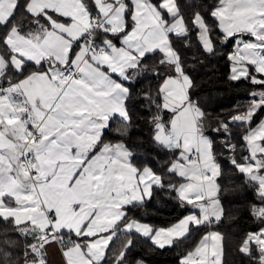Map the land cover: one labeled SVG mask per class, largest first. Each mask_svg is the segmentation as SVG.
Here are the masks:
<instances>
[{
    "label": "snow or ice",
    "instance_id": "snow-or-ice-1",
    "mask_svg": "<svg viewBox=\"0 0 264 264\" xmlns=\"http://www.w3.org/2000/svg\"><path fill=\"white\" fill-rule=\"evenodd\" d=\"M193 38L209 55L217 42L234 40L230 79L262 89L211 131L224 137L219 148L254 185L261 206L253 215L264 223V121L251 126L264 109V0H218L207 11L186 0H0V220L24 239L22 246L0 242L4 264H48L54 242L69 245V264H128L133 234L164 248L190 226L221 218L217 141L190 95L185 50ZM141 78L159 81L155 99L145 94L157 108L152 142L174 157L158 168L135 166L126 144L104 139L112 120L130 125L128 85ZM163 110L172 119L165 121ZM230 124L244 128L248 155L239 161ZM156 188L176 192L200 214L160 229L129 220L126 209L150 200ZM219 239L209 233L182 264H218ZM13 246L16 255L7 251ZM239 251L249 258L255 252L264 264V227L245 233Z\"/></svg>",
    "mask_w": 264,
    "mask_h": 264
},
{
    "label": "trees",
    "instance_id": "trees-1",
    "mask_svg": "<svg viewBox=\"0 0 264 264\" xmlns=\"http://www.w3.org/2000/svg\"><path fill=\"white\" fill-rule=\"evenodd\" d=\"M186 3L203 4L204 10L207 11L215 6L218 0H186ZM188 10L191 11V9ZM209 23L214 28L213 34L220 37V30L216 27L217 21L209 18ZM234 47V40L217 42L215 55H209L195 43V38H193L192 47L185 50L189 68L188 75L193 81L190 95L205 112L208 134L217 141L215 151L218 155V162L221 164V175L217 177L219 185L217 195L223 208L222 218L211 224L191 226L185 238H181L172 245H166L164 248H160L142 234H133L134 246L128 254V264H135L139 260L147 264H182L184 257L196 248L203 235L211 229L218 230L222 235V264H257L258 257L255 252L253 257L249 258L242 254L239 248L245 233L255 231L258 227H264V223L253 215V206H261L259 197L255 194L254 185H251L247 177L229 163V153L219 148L218 142L224 137L211 131V129L218 128L220 122L228 121L234 113L243 112L250 103V93L262 90L249 80L233 81L230 79V54ZM155 60L156 57L153 56L146 63L151 66ZM158 83L156 79L141 78L128 85L132 89V97L127 102L131 116L130 125L116 118L110 122L104 134L106 142H123L128 146L133 153L132 163L135 166L150 163L152 167L158 168L174 158L172 153L159 150L158 146L152 142L154 131L151 121L152 117L157 114V108L146 98L145 94L150 92L152 98L155 99ZM159 103L160 101L156 100V104ZM160 115L165 121L172 119L170 111L163 110ZM263 116L264 109L257 111L252 118L251 126H255ZM125 128L127 135H121ZM230 129L233 133V142L237 144L236 159L239 161L242 156L248 155L244 150V142L240 138L244 128L230 124ZM221 152L223 153L222 158H220ZM172 179L174 183L182 182L179 178ZM193 210V206L181 200L176 192L159 188L154 189L153 197L144 204L129 206L126 209L129 220L147 223L153 229L172 226ZM5 238L17 241L20 246L24 243V239L15 233L10 223L0 220V242ZM72 239L74 240L75 237ZM124 239L125 236L121 234L113 243L119 244ZM2 247L4 245L0 243V248ZM7 251L16 255L19 248L8 247ZM0 264H4L2 256H0Z\"/></svg>",
    "mask_w": 264,
    "mask_h": 264
},
{
    "label": "crops",
    "instance_id": "crops-1",
    "mask_svg": "<svg viewBox=\"0 0 264 264\" xmlns=\"http://www.w3.org/2000/svg\"><path fill=\"white\" fill-rule=\"evenodd\" d=\"M66 19V18H65ZM119 46V45H118ZM233 50H235V47H234V49ZM233 52V51H232ZM231 52V53H232ZM231 55V54H230ZM232 64H233V61L231 60V67H232ZM230 75H231V73H230ZM254 92H258V91H254ZM262 121H264V116L261 118V120L255 125V126H253V127H256V126H258ZM115 143H119V142H115ZM183 182V181H182ZM220 202V201H219ZM220 205H221V202H220ZM221 207H222V205H221ZM223 209V208H222ZM192 213H195V214H197V215H199L200 213H199V210L198 209H195L194 208V210L192 211V212H190V213H188L186 216H188V215H190V214H192ZM222 215H223V213H222ZM222 215H221V218H222ZM185 216V217H186ZM185 217H183L182 219H184ZM181 219V220H182ZM180 220V221H181ZM180 221H178L177 223H175V224H173L172 226H169V227H164V228H171V227H173V226H175V225H177V224H179V222ZM141 222V221H140ZM141 223H144V222H141ZM145 224H147V223H145ZM149 225V224H148ZM150 226V225H149ZM152 227V226H151ZM191 227V226H190ZM160 229V228H159ZM190 230V229H189ZM213 232H215V233H219L220 234V239H219V241L217 242V245H218V248H217V250H218V264H222L223 263V239H222V235H221V233L218 231V230H216V229H211V230H209L208 232H206L204 235H203V237L200 239V241H199V243L197 244V246L196 247H198L200 244H201V241L203 240V238L205 237V236H207L209 233H213ZM72 237H75V236H72ZM71 237V238H72ZM65 238H66V241H67V239H68V236L65 234ZM76 239V238H75ZM74 239V240H75ZM211 241H209V245H210V250H211ZM67 246H69V245H67V244H60V243H58V242H54V243H52V244H50L49 246H47V248H46V253H47V261H48V264H69V258L68 257H66L65 255H64V252H65V250H66V247ZM166 246V245H165ZM195 250V249H194ZM193 250V251H194ZM192 251V252H193ZM139 261H142L143 262V264H147L145 261H143V260H139ZM136 264V263H135Z\"/></svg>",
    "mask_w": 264,
    "mask_h": 264
},
{
    "label": "rangeland",
    "instance_id": "rangeland-1",
    "mask_svg": "<svg viewBox=\"0 0 264 264\" xmlns=\"http://www.w3.org/2000/svg\"><path fill=\"white\" fill-rule=\"evenodd\" d=\"M234 51V50H233ZM259 92V91H258ZM236 113H239V112H236ZM236 113H234V115L236 114ZM216 183L218 184V181H217V179H216Z\"/></svg>",
    "mask_w": 264,
    "mask_h": 264
},
{
    "label": "built area",
    "instance_id": "built-area-1",
    "mask_svg": "<svg viewBox=\"0 0 264 264\" xmlns=\"http://www.w3.org/2000/svg\"><path fill=\"white\" fill-rule=\"evenodd\" d=\"M236 114H238V113H236ZM236 114H235V115H236Z\"/></svg>",
    "mask_w": 264,
    "mask_h": 264
}]
</instances>
